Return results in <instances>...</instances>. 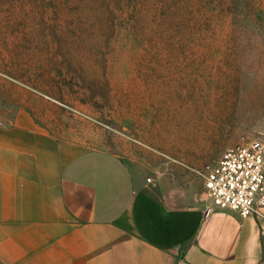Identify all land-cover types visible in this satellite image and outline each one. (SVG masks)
Listing matches in <instances>:
<instances>
[{
  "label": "rangeland",
  "instance_id": "1",
  "mask_svg": "<svg viewBox=\"0 0 264 264\" xmlns=\"http://www.w3.org/2000/svg\"><path fill=\"white\" fill-rule=\"evenodd\" d=\"M203 188L264 141V0H0V114Z\"/></svg>",
  "mask_w": 264,
  "mask_h": 264
},
{
  "label": "crops",
  "instance_id": "2",
  "mask_svg": "<svg viewBox=\"0 0 264 264\" xmlns=\"http://www.w3.org/2000/svg\"><path fill=\"white\" fill-rule=\"evenodd\" d=\"M0 264H264V217L18 109L0 114Z\"/></svg>",
  "mask_w": 264,
  "mask_h": 264
},
{
  "label": "built area",
  "instance_id": "3",
  "mask_svg": "<svg viewBox=\"0 0 264 264\" xmlns=\"http://www.w3.org/2000/svg\"><path fill=\"white\" fill-rule=\"evenodd\" d=\"M203 185L215 208L264 217V141L227 147L205 173Z\"/></svg>",
  "mask_w": 264,
  "mask_h": 264
}]
</instances>
